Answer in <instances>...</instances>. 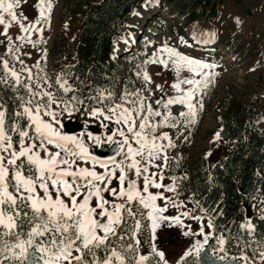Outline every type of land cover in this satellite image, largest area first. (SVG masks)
I'll use <instances>...</instances> for the list:
<instances>
[{"label":"snow or ice","instance_id":"snow-or-ice-1","mask_svg":"<svg viewBox=\"0 0 264 264\" xmlns=\"http://www.w3.org/2000/svg\"><path fill=\"white\" fill-rule=\"evenodd\" d=\"M26 2L0 0V36L5 38L0 40L5 48L0 55V264H169L159 233L173 228L192 241L178 264L189 257L195 264H264V242L256 247L238 243L240 254L230 255L227 238L217 233L207 209L192 197L179 199L187 174H168L180 166L182 156L171 151L181 137L188 140L185 130L198 122L219 65L181 53L165 41L136 73L145 87L118 96L98 89L86 105L76 95L65 98L76 90L64 74L54 83L48 77L41 66L47 62L46 48L32 66L23 59L31 57L22 51L26 45L47 43L43 33L51 28L54 7L53 0H36L37 17L29 20L17 11ZM158 3L144 0L142 6L147 10ZM132 15L142 14L134 10ZM13 25L20 30L15 39L9 34ZM215 35L193 32L197 43H209ZM149 64L174 76L172 95L162 85L156 84L155 91L149 87L155 83ZM185 71L191 75L183 76ZM174 106L183 110L174 113ZM74 120L82 126L77 134L66 131ZM221 131L213 142L221 139ZM211 155L209 151L205 158ZM169 208L176 214H169ZM197 209L203 214H196ZM246 218L244 227L251 234V216ZM185 220L196 221L198 229Z\"/></svg>","mask_w":264,"mask_h":264},{"label":"rangeland","instance_id":"rangeland-1","mask_svg":"<svg viewBox=\"0 0 264 264\" xmlns=\"http://www.w3.org/2000/svg\"><path fill=\"white\" fill-rule=\"evenodd\" d=\"M87 1L53 0L51 28L46 29L43 33L47 43L41 44L37 48L26 45L22 49L24 52L31 53L30 58L23 57L29 66L34 65L41 59L43 55L41 49H47V62L45 64L41 61V66L44 67L48 77L54 83L60 74H64V77L76 90L68 93L65 98L79 92L76 83L65 76L67 67L75 63L67 55L68 50L66 48L77 41L80 32L77 18ZM35 2L36 0H27L22 9L17 11H23L29 20H34L37 17V11L33 7ZM188 2L189 0H184V3ZM217 10V17L214 19L206 23L190 25L189 29L192 32H189L188 35L186 31L179 33L178 22L180 18L178 16L181 11L180 6L164 9L157 4L147 10L142 7L138 11L142 15L130 17L123 39L118 40L116 43L115 55L118 60L129 54L132 55L131 59H133L132 62L136 69L132 73L135 78V89L145 87L142 79L137 77V71H139L143 62L152 56L165 41L181 53L219 65L216 71L220 75L216 77L215 86L207 91L203 97L204 108L198 115V122L195 126L185 130L184 134L188 136V140L183 141V137H181V140L177 141L178 148L171 151V155L180 154L184 151L188 152V162L190 164L201 156L205 157V154L209 151L212 152V155L208 156V159L212 156L224 157L227 155L228 150L224 143L220 140L213 142V138L218 131V115L228 97L241 101L249 94L250 96L256 95L257 92L264 94V0H222ZM237 18H239L240 23H237ZM0 31H3V26H0ZM193 32H214L216 35L211 39V42L206 43L205 47L202 46L205 43H194ZM129 33L133 34L134 39L129 38ZM9 34L15 39L20 34L18 26L13 25ZM181 37L191 46L182 43ZM32 38L36 40L39 37L33 35ZM4 39L3 36H0V40ZM125 39H128L129 42L125 43ZM203 39L208 38L203 37ZM125 47L128 48L129 53L122 54ZM4 53L5 48L0 44V55ZM123 64L126 65L125 68L128 63L124 61ZM251 69H255V71H251ZM148 71L155 82L149 85L153 91H155L156 84H159L164 87L169 95L173 94V90L169 87L174 80L173 75L162 70L161 66L151 64L148 65ZM157 73H160V75H157ZM182 75L190 76L191 74L185 71ZM50 90L55 91L57 96L62 95L55 87ZM159 95L160 93L156 92V96ZM259 103L263 110L259 128L264 134V96L259 99ZM180 110H183L180 106L173 107L174 113ZM73 122L81 126L79 120ZM89 123L92 127H99L93 121H89ZM165 130L172 131L173 135L177 134L175 130ZM103 131L105 130L101 129V132ZM168 174H173V170ZM165 183H170V181L166 179ZM182 188L180 186L181 195L179 199L187 201L189 194ZM168 195L172 194L168 193ZM193 206V203H188L189 208ZM176 211V209L169 208V214H176ZM253 211L256 215L264 218V199L262 196L259 195L254 200ZM185 223L191 224L193 230L198 229V223L194 220H185ZM205 223H207V220H205ZM205 230L208 231V229ZM180 232L181 230L173 228L170 231L159 233L163 240L161 248L165 252L169 264H178L192 242L190 238L182 236ZM157 243L160 244V241L158 240Z\"/></svg>","mask_w":264,"mask_h":264},{"label":"trees","instance_id":"trees-1","mask_svg":"<svg viewBox=\"0 0 264 264\" xmlns=\"http://www.w3.org/2000/svg\"><path fill=\"white\" fill-rule=\"evenodd\" d=\"M221 2L159 0L158 4L164 9L180 6L179 33L186 31L189 35L192 32L190 25L206 23L217 17ZM143 3L144 0H88L80 11L77 41L66 48L67 55L75 63L67 67L65 76L76 83L79 87L76 95L87 105L93 103L89 96H94L98 89H107L117 96L125 89L135 90L132 73L136 69L132 55L118 60L115 44L123 38L133 11H138ZM126 53H129L127 47L122 54ZM124 61L128 63L125 68ZM263 96L257 92L254 96L246 95L241 101L233 97L225 100L217 122L218 131L223 129L220 141L228 150L226 156H212L210 159L201 156L190 164L188 152L184 151L180 153L179 168H173V174H187L182 189L213 216L217 233L223 232L227 238L225 247L230 255L240 254L238 243L256 247L258 242H264V218L251 216L254 228L251 234L244 227L248 223V207L253 208L257 196L264 199V134L259 128L263 114L259 99ZM8 103L11 110V101ZM196 214H201L199 209ZM143 240H148L147 233ZM142 251H148L147 243L143 244ZM247 251L251 256V249ZM189 262L195 264L192 257L186 264Z\"/></svg>","mask_w":264,"mask_h":264},{"label":"water","instance_id":"water-1","mask_svg":"<svg viewBox=\"0 0 264 264\" xmlns=\"http://www.w3.org/2000/svg\"><path fill=\"white\" fill-rule=\"evenodd\" d=\"M80 130H81V127L75 122H69L66 124V131H68L70 133L75 134V133H78ZM249 215L251 216V211L248 208L247 216H249Z\"/></svg>","mask_w":264,"mask_h":264}]
</instances>
